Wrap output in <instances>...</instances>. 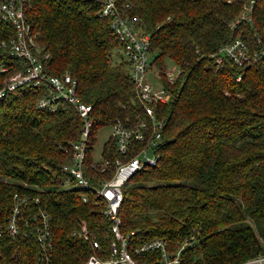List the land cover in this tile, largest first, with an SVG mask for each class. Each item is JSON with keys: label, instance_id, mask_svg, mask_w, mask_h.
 <instances>
[{"label": "trees", "instance_id": "1", "mask_svg": "<svg viewBox=\"0 0 264 264\" xmlns=\"http://www.w3.org/2000/svg\"><path fill=\"white\" fill-rule=\"evenodd\" d=\"M246 1L115 0L127 3L135 30L149 34V67L170 92L155 105L164 121L157 162L122 187L120 230H136L133 242L163 237L170 250L193 236L177 264H234L264 252V54L245 67L224 55L218 64L212 55L236 34L250 51L258 48L253 32L263 35L264 0L252 3L251 24L240 20L229 27ZM98 8L95 0H28L24 10L49 54L48 71H67L78 96L91 105L87 151L100 125L117 118L130 124L142 114L128 62L113 59L120 43ZM13 33L0 19V42ZM10 59L0 51V64ZM166 61L179 67L173 82L165 79ZM5 75L0 72V84ZM39 93V86H27L0 98V214L8 213L14 192L39 196L52 215L51 262L80 264L91 248L69 235L77 220L86 221L104 248L111 234L106 218L91 211L94 204L61 183L60 166L81 125L76 111L70 105L39 109ZM110 145L109 139L103 143L107 153ZM0 239L6 256L16 250L20 264H36L30 233ZM157 257V251L136 256L152 264Z\"/></svg>", "mask_w": 264, "mask_h": 264}, {"label": "built area", "instance_id": "2", "mask_svg": "<svg viewBox=\"0 0 264 264\" xmlns=\"http://www.w3.org/2000/svg\"><path fill=\"white\" fill-rule=\"evenodd\" d=\"M95 1L99 3L97 14L109 19L110 31L120 43V50L128 62L132 89L142 109L141 116H136L130 124H124L118 118L108 122L111 128L108 139L112 145L107 150L112 149L111 153L104 151L103 146L98 155H92V148L87 151L93 123L91 105L78 96L76 80L67 71L58 74L48 71L49 54L38 44L24 12L28 0H0V19L8 22L14 30L7 41L0 42V51L11 58L10 64H0V72H7L0 84V98L17 88L39 86L41 93L36 98L37 108L54 111L70 105L79 117L78 137L69 142L68 160L60 166L61 183L64 187L76 189L82 202L94 204L91 211L106 218L111 234L104 248L86 221L77 220L69 235L86 241L91 248L80 264H152L136 258L147 251L158 252L157 264H177L180 251L194 241L193 236L187 237L175 250L168 249L167 240L159 236L133 242L131 236L136 230L121 232L118 215L123 185L136 171L154 165L160 155L164 121L156 116L155 105L167 101L170 92L162 83L155 87L148 79L151 58L149 34L135 30L126 11L127 3L118 6L115 0ZM253 2L247 0L243 4L238 16L229 24L231 30L240 20L252 23ZM253 34L258 43L256 50L250 51L243 38L236 34L212 54L216 63L220 64L224 55L234 65L245 67L259 54H264V31L263 35L257 31ZM178 72L176 63L171 68L165 67L166 81L173 82ZM11 199L8 213L0 214V238L6 236L13 240L20 232L30 233L36 243V264H53L52 215L47 205L39 196L25 192H14ZM4 248L0 239V264H20L19 252L12 250L6 256ZM234 264H264V252Z\"/></svg>", "mask_w": 264, "mask_h": 264}, {"label": "rangeland", "instance_id": "3", "mask_svg": "<svg viewBox=\"0 0 264 264\" xmlns=\"http://www.w3.org/2000/svg\"><path fill=\"white\" fill-rule=\"evenodd\" d=\"M112 57L115 60H119L121 57H123V53L120 52L118 49H113L112 50ZM172 62L166 61V67L171 68L172 67ZM157 72L155 70V67H151L148 72V79L151 81V83L157 87L161 84V81H159V78L157 77ZM110 125L108 123L100 125L95 133V138L92 146V155H98L100 152V149L103 146V143L106 139L109 137L110 133Z\"/></svg>", "mask_w": 264, "mask_h": 264}]
</instances>
